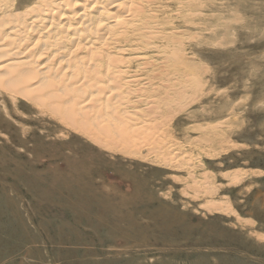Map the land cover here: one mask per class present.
Masks as SVG:
<instances>
[{"label":"rangeland","instance_id":"374dc122","mask_svg":"<svg viewBox=\"0 0 264 264\" xmlns=\"http://www.w3.org/2000/svg\"><path fill=\"white\" fill-rule=\"evenodd\" d=\"M208 6L202 82L157 114L178 167L0 94V264H264V0Z\"/></svg>","mask_w":264,"mask_h":264},{"label":"bare ground","instance_id":"6f19581e","mask_svg":"<svg viewBox=\"0 0 264 264\" xmlns=\"http://www.w3.org/2000/svg\"><path fill=\"white\" fill-rule=\"evenodd\" d=\"M208 1L0 0V94L107 150L178 167L157 114L202 82L190 45L213 30ZM221 127L198 129L216 138Z\"/></svg>","mask_w":264,"mask_h":264}]
</instances>
